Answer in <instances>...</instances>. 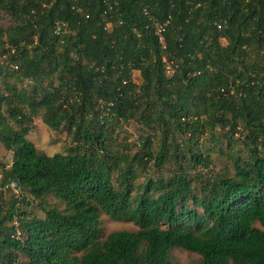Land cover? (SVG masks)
Listing matches in <instances>:
<instances>
[{
	"label": "trees",
	"instance_id": "trees-1",
	"mask_svg": "<svg viewBox=\"0 0 264 264\" xmlns=\"http://www.w3.org/2000/svg\"><path fill=\"white\" fill-rule=\"evenodd\" d=\"M0 143V264H264V0H0Z\"/></svg>",
	"mask_w": 264,
	"mask_h": 264
},
{
	"label": "rangeland",
	"instance_id": "rangeland-1",
	"mask_svg": "<svg viewBox=\"0 0 264 264\" xmlns=\"http://www.w3.org/2000/svg\"><path fill=\"white\" fill-rule=\"evenodd\" d=\"M137 75L138 73L134 72V79L136 81L138 80ZM27 138L35 144L39 152L49 155L62 151L64 144L68 140L65 133L52 131L39 117L33 120L32 127L27 134ZM212 155L216 170L233 173V168L231 166L232 162L225 155H220L218 153H214ZM9 161L10 152L6 151L4 146L0 143V181L3 176V170L8 167ZM5 187L6 189L4 190L2 196L8 201L11 198H14L15 195L9 186ZM59 206H62V204L59 203ZM31 207L34 214L38 216L42 215V211L35 207V205H32ZM101 229L103 234L106 235L114 230L134 229V225L131 222L112 219L107 215L102 214ZM170 259L174 264H201V259L198 254L179 248H175L170 252Z\"/></svg>",
	"mask_w": 264,
	"mask_h": 264
},
{
	"label": "built area",
	"instance_id": "built-area-1",
	"mask_svg": "<svg viewBox=\"0 0 264 264\" xmlns=\"http://www.w3.org/2000/svg\"><path fill=\"white\" fill-rule=\"evenodd\" d=\"M145 13H147V10H145ZM152 22L154 23L155 34L158 36L159 42L163 44L164 43L163 32L168 21L161 23L156 18H152ZM8 186L14 192L15 197L20 198L22 196L20 187L17 185L16 181H11Z\"/></svg>",
	"mask_w": 264,
	"mask_h": 264
},
{
	"label": "bare ground",
	"instance_id": "bare-ground-1",
	"mask_svg": "<svg viewBox=\"0 0 264 264\" xmlns=\"http://www.w3.org/2000/svg\"><path fill=\"white\" fill-rule=\"evenodd\" d=\"M21 198V197H20ZM21 201V200H20ZM18 202V201H17Z\"/></svg>",
	"mask_w": 264,
	"mask_h": 264
}]
</instances>
